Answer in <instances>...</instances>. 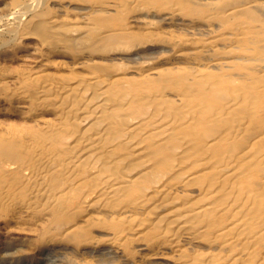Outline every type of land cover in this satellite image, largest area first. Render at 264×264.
I'll return each instance as SVG.
<instances>
[{"label":"bare ground","instance_id":"1","mask_svg":"<svg viewBox=\"0 0 264 264\" xmlns=\"http://www.w3.org/2000/svg\"><path fill=\"white\" fill-rule=\"evenodd\" d=\"M264 264V0H0V264Z\"/></svg>","mask_w":264,"mask_h":264},{"label":"rangeland","instance_id":"2","mask_svg":"<svg viewBox=\"0 0 264 264\" xmlns=\"http://www.w3.org/2000/svg\"><path fill=\"white\" fill-rule=\"evenodd\" d=\"M21 264H25V262L24 263H21Z\"/></svg>","mask_w":264,"mask_h":264}]
</instances>
